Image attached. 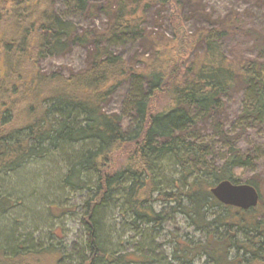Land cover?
<instances>
[{
    "label": "trees",
    "instance_id": "1",
    "mask_svg": "<svg viewBox=\"0 0 264 264\" xmlns=\"http://www.w3.org/2000/svg\"><path fill=\"white\" fill-rule=\"evenodd\" d=\"M58 1L0 0V174L30 160L59 159L63 167L55 190L62 191L55 196L67 189L85 195L80 218L85 238L75 254L67 244L37 243L34 231L3 227L0 264H41L58 251L70 264H171L157 254L155 242L171 219L169 211L204 234L195 239L184 231L173 239L171 255L181 264H195L197 258L199 264H264L261 193L256 206L242 209L222 203L211 191L224 179L243 182V172L255 163L253 154L234 147L224 112L227 97L244 91L249 99L244 118L252 125L264 122V29L247 22L243 11L230 9L187 34L185 12L196 7L192 0H75L80 10L99 8L109 19L103 28L81 29L58 11ZM157 4L168 7L173 36L151 40L155 53L139 66L109 44L147 37V13ZM239 36H248V42L229 43ZM182 37L186 43L178 49L174 44ZM76 44L92 47L87 67L42 70L46 57ZM189 52L192 59L185 58ZM126 82H133L135 91L128 127L122 113L105 109ZM164 93L169 105L155 110L153 100ZM207 123L231 144L218 167L207 144L198 140ZM116 150L127 156L115 167ZM164 161L181 168L178 178L164 172ZM244 182L259 189L254 179ZM15 202L0 185V219ZM159 203L169 211L158 210ZM118 221L135 232L134 240L120 238ZM44 222L40 218L38 227ZM56 262L62 264L60 258Z\"/></svg>",
    "mask_w": 264,
    "mask_h": 264
},
{
    "label": "rangeland",
    "instance_id": "2",
    "mask_svg": "<svg viewBox=\"0 0 264 264\" xmlns=\"http://www.w3.org/2000/svg\"><path fill=\"white\" fill-rule=\"evenodd\" d=\"M196 7L189 6L185 12V30L187 34H192L196 29L207 26L211 20L228 10H239L246 13L247 22L256 29H264V2L261 0H192ZM107 3V0L99 1ZM203 10V14L197 12L196 9ZM58 11L66 18L72 19L79 28H87L97 26L103 28L108 22V16L99 8H92L89 11H82L77 7L75 0H59L57 4ZM212 15V18H208ZM169 9L161 4L154 5L148 10L145 23L147 37L133 38L127 36L115 42H109L110 48L120 53L130 62H134L139 66H143L148 58L153 56L155 50L150 46L151 40L158 41L164 34L172 38L173 29L169 21ZM249 37L239 36L229 43H247ZM184 37L177 39L174 46L178 49L183 47L186 42ZM173 41V40H172ZM183 42V43H182ZM247 53H251L252 48L243 45ZM197 44L195 48L198 49ZM92 47H85L79 44L74 45L71 50L64 54L50 55L41 62V68L45 72L63 71L69 73L72 70H79L87 67L90 63V50ZM193 54L189 52L185 58L192 59ZM133 82H126L118 88L105 104V109L110 112H120L124 116V127L130 124V116L133 112ZM249 99L244 91L232 93L226 99L224 119L228 132L235 137L234 147L238 153L246 155L253 154L255 163L243 172V182L247 179H254L259 185V191L262 195V209L264 210V122L252 125L243 116V111L248 105ZM155 110H161L169 105L167 93L159 94L153 100ZM207 144L209 159L215 167L220 166L231 152V144L223 141L217 136L212 127L207 123L202 130L199 139ZM127 152L125 150H116L111 154V164L121 166L126 162ZM166 166L164 172L172 177H179L181 168L171 163L163 162ZM195 172L200 169L197 164H193ZM63 164L59 159L46 157L45 159L30 160L21 169L9 174H0V185L2 190L15 202L6 214L1 216L0 228L12 226L16 227V231L21 233L33 232L37 243L46 244L47 241H54L58 244H67V251L74 252L83 247L84 231L82 229L80 218L82 212V200L85 196L67 189L64 195L57 192L58 173L62 169ZM56 192V193H55ZM19 199V200H18ZM164 212L169 211V207H163L160 204L156 207ZM171 214V219L159 228L158 238L155 240L158 246L157 254L171 264H181L179 260H175L173 254V239H179L184 231H189L195 239L202 238L204 234L195 231L193 227L186 225L182 219V215L177 213ZM41 220H45L42 226ZM120 238L126 241H132L135 238V232L122 221L117 222ZM50 236V238H49ZM60 258L62 264H70L68 257H63L61 252H55L54 255L44 256L41 264H57L56 260ZM199 258L195 264H199ZM141 264V262H134ZM149 264V263H147Z\"/></svg>",
    "mask_w": 264,
    "mask_h": 264
},
{
    "label": "water",
    "instance_id": "3",
    "mask_svg": "<svg viewBox=\"0 0 264 264\" xmlns=\"http://www.w3.org/2000/svg\"><path fill=\"white\" fill-rule=\"evenodd\" d=\"M215 197L224 204L249 209L258 204L260 200L259 189L248 182H233L224 179L211 188Z\"/></svg>",
    "mask_w": 264,
    "mask_h": 264
}]
</instances>
